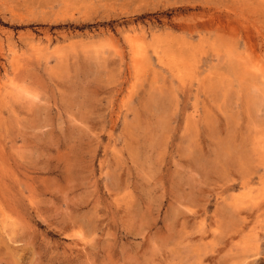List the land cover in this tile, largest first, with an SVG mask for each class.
<instances>
[{
  "label": "rangeland",
  "instance_id": "1",
  "mask_svg": "<svg viewBox=\"0 0 264 264\" xmlns=\"http://www.w3.org/2000/svg\"><path fill=\"white\" fill-rule=\"evenodd\" d=\"M0 264H264V0H0Z\"/></svg>",
  "mask_w": 264,
  "mask_h": 264
}]
</instances>
